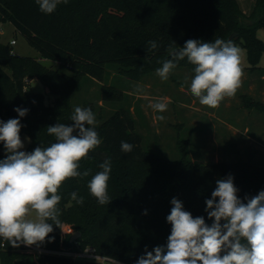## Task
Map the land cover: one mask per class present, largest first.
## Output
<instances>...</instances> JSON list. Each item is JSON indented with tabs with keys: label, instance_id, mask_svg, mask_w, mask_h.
<instances>
[{
	"label": "trees",
	"instance_id": "1",
	"mask_svg": "<svg viewBox=\"0 0 264 264\" xmlns=\"http://www.w3.org/2000/svg\"><path fill=\"white\" fill-rule=\"evenodd\" d=\"M6 19L42 56L58 61L64 68L47 67L36 57L20 55L10 43L0 41V121L20 119L21 140L24 134L31 140L23 150L27 152L55 142L47 134L48 126L73 123V94L83 79L86 83L103 81L101 99L123 103L126 92L107 81L110 67L133 79L143 78L160 68L171 58L170 52L189 39L240 41L250 62L245 68L264 75V66H258L264 42L257 35V29L264 26V0H254L249 13L242 10L238 0H68L52 14L42 13L36 0H0V23ZM234 32L236 35L231 37ZM148 41H156L158 48L148 51ZM177 67H189L194 73L187 58L178 61ZM27 75L50 88L52 98L42 91L26 90ZM241 97L245 108L264 112L260 97L247 93ZM122 103L96 122L95 130L102 142L79 162V171L90 170V174L63 182L58 190L62 197L57 205L60 225H53L45 241L34 245L37 248L81 250L91 245L124 264H136L146 248L152 251L156 246H166L172 227L166 217L173 198L180 200L194 218L204 217L211 226L213 220L205 211V201L211 198L218 179L231 174L241 200L264 190V158L255 161L252 154L243 158L237 146L231 144L236 160L198 162L188 156L186 138L179 140L180 159L164 158L144 144L129 104ZM90 104L85 101L84 107L91 109ZM17 107L27 108V115L19 117L14 111ZM122 141L132 144L133 151L122 152ZM5 157L0 142V159ZM105 160H110L112 166L108 181L112 201L101 205L87 185L102 171L99 165ZM73 191L84 197L83 205L71 199ZM64 224L81 235L72 240L73 233L63 232ZM0 264L100 262L39 252L25 244L14 248L0 238Z\"/></svg>",
	"mask_w": 264,
	"mask_h": 264
},
{
	"label": "clouds",
	"instance_id": "2",
	"mask_svg": "<svg viewBox=\"0 0 264 264\" xmlns=\"http://www.w3.org/2000/svg\"><path fill=\"white\" fill-rule=\"evenodd\" d=\"M36 3L42 13L52 14L68 0H36ZM148 45V51L158 48L156 41H148ZM170 56L156 69V75L166 81L178 61L187 58L194 66L190 91L201 105L219 107L226 98H234L241 86V49L232 40L189 39L183 47L171 51ZM142 91L137 86V93ZM149 106L161 113L167 110L162 101ZM14 111L23 118L29 110L17 107ZM157 119L163 121L165 117L160 115ZM70 120L71 125L48 126L47 134L55 142L31 152L21 150L25 145L20 137L23 127L20 119L0 121V142L7 153L6 158L0 159V238L14 248L44 242L53 232V225L59 227L61 222L57 205L62 198L58 190L63 182L90 174V170L79 171V162L102 142L95 130V114L89 108L76 106ZM133 147L121 142L124 153L132 152ZM99 168L102 171L92 176L87 187L99 204L106 205L112 201L108 195L111 161L105 160ZM238 191L231 174L216 181L211 198L205 201V211L213 220L211 226L204 217L194 218L184 210L180 200L173 198L166 217L172 226L166 246H156L152 251L146 248L136 264H264V190L251 198L245 196L244 200L238 197ZM70 195L83 205V196L75 191Z\"/></svg>",
	"mask_w": 264,
	"mask_h": 264
},
{
	"label": "rangeland",
	"instance_id": "3",
	"mask_svg": "<svg viewBox=\"0 0 264 264\" xmlns=\"http://www.w3.org/2000/svg\"><path fill=\"white\" fill-rule=\"evenodd\" d=\"M238 1L240 3L242 10L246 13L247 12L249 13L250 10L253 8L254 0H238ZM257 35L264 42V26H260L257 29ZM12 39H15L14 43L11 42ZM0 41L3 43H10L13 47V51L20 55L36 57L47 67L64 70V68L60 66V63L58 61L42 56L39 49L34 45H32L25 37V35H23V33L20 32L9 19L3 20L0 23ZM236 45L241 49V66L244 65L248 66L250 62L247 56L245 46L240 41L236 42ZM258 66H262V67L264 66V52L262 54L261 60L258 63ZM183 70H188V72L192 71L189 67H176L170 73L169 78L166 81H162L159 77L160 81H162V83L164 84L165 89L169 88V84L171 86L174 84V86L176 87L177 85L176 81H180L184 86L189 85V82L194 76L193 75L194 73H188L187 75L184 74ZM153 74L154 75L151 76H157L156 71L153 72ZM251 76H254L251 72L243 71L242 77H246L248 79L246 85L247 90L245 89L247 94H250L249 92L251 91L250 88L248 87L250 85L249 82ZM186 77L187 80L185 79ZM143 80H144L143 78L133 79L129 76L124 75L123 73H119L117 68L110 67L109 75L107 77L108 83L117 85L121 88L124 87L130 88V90L133 91L134 94L137 93V86H139V88L143 90L141 93H139L140 97H137L136 99L137 96L136 94L131 95L133 96L132 100L129 101L130 99H127L126 97L123 103L122 101H105L104 99H101V94H102L101 86L103 84V81L93 79L90 82L86 83L83 79L73 94V108H75L76 106L85 108L84 107L85 101H90L91 102L90 108L92 109V111L94 110L93 113L95 114L96 122H98L99 120H101V118L111 115L120 103H122V105L126 103H128L129 105L132 104L135 106V108L137 107L140 108L141 105L143 106H147L148 104L150 105L151 102L148 101L149 100L148 96L152 93H156V91L151 90V88L154 87L152 84L148 86V83ZM254 85H255L254 91H251L252 92L251 95L254 97L258 96L264 100V85L263 86L260 85L261 86L260 88L256 86V84ZM49 89L50 88H48L37 77L33 78L30 75L26 76V90L42 91L46 94L47 98L51 99L52 96ZM239 98L240 99L237 101V105L240 104V106H242L245 109V107L243 106L241 95L239 96ZM165 99H162V101ZM166 104H167V110L162 113L158 111H154L152 108H150L151 109L150 113L152 114L150 118L151 121H153L152 125H151V121H149L150 124L147 123L145 117H142L141 115L140 116L136 115L137 117L136 128L138 131L142 133L144 137V144L150 147L153 151L160 154L162 157L174 161L180 159L181 157L179 140L188 138L189 142L186 146L188 156L192 159H195L196 161L208 162V163L211 162L214 159V156L212 155L213 153L208 152L207 154L201 152L203 148L202 147L203 141L199 139L198 130H196L195 128L192 127V125H190L189 117L186 116L185 114L186 110H184L183 106L180 105L179 102H177V99L174 102L168 101ZM245 110L253 114L254 120L259 122L258 130L252 129V133L254 130L258 138L250 137L249 135L251 134L249 133L251 132L244 130L243 127L246 123L244 121L245 120L244 117L246 115L244 116V113H242L239 115L238 118L239 128L235 129L234 127L233 129L236 133L234 139H237L238 143L236 141H232L233 139L229 140L228 138L227 140L225 141L223 140L220 143L223 145L225 144V146L229 148V150L230 149L233 150L231 144H234V146H237V148L239 147L237 144H239L241 146L240 148H242V150L244 149L246 158H248V156L252 154L253 159L255 161H258L264 158V134L260 127L261 123L264 125V112L262 113L258 110L248 109V108H246ZM160 115H163L165 117L163 121L157 119V117ZM187 115L189 114L187 113ZM246 120H250V117L247 116ZM240 124L243 127L240 126ZM223 125L225 126V128L230 127L229 124L227 123H223ZM156 127H160L161 132L157 133V131H155L154 129ZM226 130H227L226 132H228L227 134H229L230 130L229 129ZM226 132L223 130L222 134H225ZM22 141L24 142L25 145L24 148L21 149L23 151L28 145L29 141L31 140L27 134H24L22 137ZM231 150L228 151L226 154L222 148H218L217 151L219 153V157H224V160L232 161L237 157ZM32 215L34 217V213ZM64 228L68 231V233L72 234L75 232L74 231L75 229H73L72 227L69 228V224L65 225Z\"/></svg>",
	"mask_w": 264,
	"mask_h": 264
},
{
	"label": "crops",
	"instance_id": "4",
	"mask_svg": "<svg viewBox=\"0 0 264 264\" xmlns=\"http://www.w3.org/2000/svg\"><path fill=\"white\" fill-rule=\"evenodd\" d=\"M12 40H11V42H12ZM246 66L247 65H244L241 67H242V70L244 72L249 71L254 75V76L250 77V82H249L250 85L248 86L251 91H254V87H255L254 84H256V86H258L259 88L261 87L260 85H262V86L264 85V75H258V74H256V71H251V70L245 68ZM180 71H182V70H180ZM183 71H184V74H187V75H188V73H193L191 70H190L191 72H188V70H183ZM153 72H155V71H153ZM153 72H151V73H149L143 77V79H144L143 81H146L148 83V86H150L151 84L154 86L151 88V90L156 91V93H152L148 96V99H149L148 101H150L152 104V103H155L159 100L162 101V99L166 98L162 102L167 103L168 101L174 102L177 99V102H179L180 105L183 106L184 110H186L185 114H186V116L189 117L190 125H192V127L195 128L196 130H198V132H199V134H198L199 139L203 141V144H202L203 148H202L201 152L207 153V154H208V152L213 153L212 155L214 156V159L212 161L224 160V157H219V153L217 151L218 148H222L223 151L225 152V154L231 150V149L229 150V148H227L225 146V144L223 145L220 142H222L223 140L224 141L227 140V138L229 140L233 139L232 141H236V142L238 141L237 139H234V137L236 136V133L233 129H234V127H235V129L239 128L238 127L239 126V124H238L239 119L238 118H239L240 114L244 113V116L246 115L244 117L245 118L244 121L246 122L244 127L241 125L242 123L240 124V126H242L244 128V130L251 132V133H249V134H251V135H249L250 137L258 138L256 136V133L254 132V130L252 133V129L258 130V128H259L258 123L259 122L254 120L253 114H251L250 112H247L245 110L246 108L244 109L242 106H240V104L237 105V101L240 99L239 96L242 95V93H245V94L247 93L245 91V89L247 90L246 85H247V81H248V79L246 77H242L241 86L237 89L234 98H231V99L226 98L224 101H222L220 103L219 107L209 108L208 106L201 105L199 103L198 98H196L192 95V93L190 91L191 80H190L188 86H184V85H182V83L180 81H176L177 82L176 87L174 86V84L172 86L169 84V88L165 89L164 84L162 83V81H160L158 75L157 76H151V75H154ZM159 88H161L163 91ZM122 89L127 93V99H130L129 101L132 100L133 96H131V95L136 94L137 95L136 99H137V97H140L139 96L140 94H137V93L134 94V92L131 91L130 88L124 87ZM251 91L249 92L250 94H252ZM141 97H143V96H141ZM148 105L147 106L141 105L140 108L139 107L135 108V106L132 104H130L128 106H130L132 113L135 116L136 120H137L136 115H139V116L141 115L142 117H145V119L147 120V123L150 124L149 121H151L150 116L152 114L150 113L151 107ZM187 113L189 115H187ZM247 116L250 117V120H246ZM223 123L229 124L230 127L225 128ZM152 124H153V121H151V125ZM260 127L262 129L263 134H264V125L262 123H261ZM154 129H155V131H157V133L161 132L160 127H156ZM226 129L230 130L229 134H227L228 132H226L227 131ZM223 130L226 132L225 134H222ZM186 139H188V138H186ZM188 142H189V139H188ZM236 142H234V143H236ZM237 145L239 146L238 149L240 150L243 158H246L244 149L242 150V148H240L241 146L239 144H237ZM193 160H195V159H193ZM234 160H236V159H234ZM198 162H201V161H198Z\"/></svg>",
	"mask_w": 264,
	"mask_h": 264
},
{
	"label": "built area",
	"instance_id": "5",
	"mask_svg": "<svg viewBox=\"0 0 264 264\" xmlns=\"http://www.w3.org/2000/svg\"><path fill=\"white\" fill-rule=\"evenodd\" d=\"M15 42V39L12 40V43ZM66 224L63 225V232H68L64 227ZM69 228L71 226L69 225ZM28 247L34 250H38L39 252H50V253H56V254H64V255H70L74 257L75 259L79 260H91V261H97L105 264H124L120 260L113 258L111 256L105 255L103 253H99L94 247L91 245H88L84 249L81 250H70V249H62V250H49V249H42L37 248L34 245H28Z\"/></svg>",
	"mask_w": 264,
	"mask_h": 264
},
{
	"label": "water",
	"instance_id": "6",
	"mask_svg": "<svg viewBox=\"0 0 264 264\" xmlns=\"http://www.w3.org/2000/svg\"><path fill=\"white\" fill-rule=\"evenodd\" d=\"M234 35H236V32H234V33L231 35V37L234 36ZM177 49H179V48H176L175 50H177ZM6 155H7V153H6ZM5 158H6V157H5ZM80 235H81V232H80V231H75V232L72 234L71 239L74 240V239H76L77 237H79Z\"/></svg>",
	"mask_w": 264,
	"mask_h": 264
}]
</instances>
